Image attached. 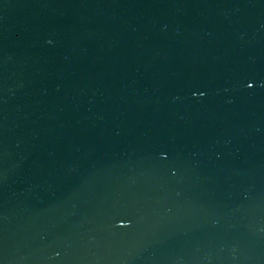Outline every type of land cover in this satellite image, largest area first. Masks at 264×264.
Listing matches in <instances>:
<instances>
[{
  "label": "water",
  "instance_id": "1",
  "mask_svg": "<svg viewBox=\"0 0 264 264\" xmlns=\"http://www.w3.org/2000/svg\"><path fill=\"white\" fill-rule=\"evenodd\" d=\"M0 264H264V0H0Z\"/></svg>",
  "mask_w": 264,
  "mask_h": 264
}]
</instances>
